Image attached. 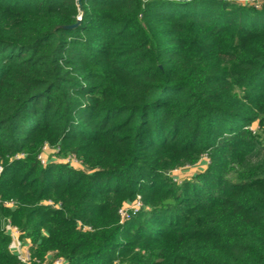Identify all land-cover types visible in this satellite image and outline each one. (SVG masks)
<instances>
[{"label":"trees","instance_id":"obj_1","mask_svg":"<svg viewBox=\"0 0 264 264\" xmlns=\"http://www.w3.org/2000/svg\"><path fill=\"white\" fill-rule=\"evenodd\" d=\"M0 166L29 264H264V7L0 0Z\"/></svg>","mask_w":264,"mask_h":264},{"label":"rangeland","instance_id":"obj_2","mask_svg":"<svg viewBox=\"0 0 264 264\" xmlns=\"http://www.w3.org/2000/svg\"><path fill=\"white\" fill-rule=\"evenodd\" d=\"M255 5H257V6H259V7H261V8H263L264 7V0H257L256 2H254L253 3V7L256 9L257 8V6H255ZM252 130H258V128H259V124L258 123H254L253 125H252ZM54 154H56L55 153V150H54V148L53 147H50V146H47V148H46V150L45 149H43V151H42V155H41V157H42V159L44 160V161H47V160H49L50 159V157H52ZM67 158V157H66ZM66 158H60L59 156H57V154H56V157L55 158H53L54 159V162L55 163H57V164H62V163H64L66 160ZM209 160V158H208V156H204V158L202 159V160H200L199 162H197L196 164H194V165H191V164H187V165H185V166H182V167H179V168H176V169H174V170H172V171H170V172H167L166 173V176L167 177H169V179L173 182V183H175V184H177V185H182L184 182H186V181H189V180H192V179H194V177H196V176H198L200 173H204V172H206V170H207V165H208V161ZM48 163V162H47ZM74 168H80V165L77 163V164H74V165H72ZM140 212V211H139ZM137 215V214H136ZM135 216V215H134ZM133 216V217H134ZM9 222L10 221H7L6 223H0V230H2L3 232H4V234L5 235H7V236H9L10 237V241H11V245L12 246H14V247H17V240L16 239H14L13 238V236L14 237H16L15 235H19V229L16 227V226H14V225H12L13 227H16L17 228V230L16 231H14L13 230V233L15 234V235H12L11 233H10V231H8L9 230V228H10V226H9ZM13 229V228H12ZM11 230V229H10ZM12 231V230H11ZM18 240L21 242V240H20V238H18ZM21 248V247H20ZM16 250V249H15ZM23 254H26L27 252L26 251H24L23 249H21L20 250Z\"/></svg>","mask_w":264,"mask_h":264},{"label":"built area","instance_id":"obj_3","mask_svg":"<svg viewBox=\"0 0 264 264\" xmlns=\"http://www.w3.org/2000/svg\"><path fill=\"white\" fill-rule=\"evenodd\" d=\"M79 1V0H77ZM143 2H150V1H154V0H142ZM162 1H170V0H162ZM219 1H223V2H232V3H238V4H241V5H244V6H250V7H253V3L256 2L257 0H219ZM257 6V5H255ZM254 8V7H253ZM261 7L257 6L256 9H260ZM81 22V15H79L77 17V24H79ZM47 147H45L44 149L46 150ZM66 161L64 162V164H68L70 165L71 167H73L72 165L74 164H79V161L78 159L75 157V156H70V157H67L65 159ZM42 163L44 164L45 161L43 160ZM74 168V167H73ZM3 172V168L0 166V176H1V173ZM1 200H0V204H1ZM6 207H9V208H13L15 207V204L14 202L12 201H8V202H5L3 203ZM143 207V203L141 201V198L138 197L137 200L132 203L131 205H125L121 211H120V214H121V218L124 221H128L130 220L134 215L138 214L139 211L141 210V208ZM9 230L10 233L12 235H15L13 233V230L16 231L17 228L16 227H13L10 222H9ZM13 228V229H12ZM12 231H11V230ZM18 231V230H17ZM20 232V231H19ZM21 233H19V235H15L16 237L13 236L14 239L17 240V247H14L12 245H10V248L12 250H14V252L17 254V256L21 259V261L24 263V264H29L30 261L32 260V258L30 257V253H29V250L27 248V246H25L24 244H22V242H20L18 240V238L20 237ZM21 247V248H20ZM16 249V250H15ZM23 249L24 251H26L27 253L26 254H23L20 250ZM55 264H63L61 261H57Z\"/></svg>","mask_w":264,"mask_h":264},{"label":"water","instance_id":"obj_4","mask_svg":"<svg viewBox=\"0 0 264 264\" xmlns=\"http://www.w3.org/2000/svg\"><path fill=\"white\" fill-rule=\"evenodd\" d=\"M79 4H80V0H79ZM77 25H74V26H71V27H69V28H75Z\"/></svg>","mask_w":264,"mask_h":264}]
</instances>
